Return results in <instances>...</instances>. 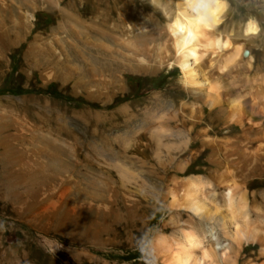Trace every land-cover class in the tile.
<instances>
[{"label": "rangeland", "instance_id": "1", "mask_svg": "<svg viewBox=\"0 0 264 264\" xmlns=\"http://www.w3.org/2000/svg\"><path fill=\"white\" fill-rule=\"evenodd\" d=\"M177 1L0 0V264H157L156 238H183L192 218L183 209L173 214L169 198L163 199L171 182L107 152L117 149L108 139L131 132L124 114L114 110L123 104L141 108L180 77L176 65L154 72L115 68L121 61L135 63L124 54L131 50L128 42L167 40ZM225 3L210 33L228 36L244 58L260 49L249 73L239 68L254 94L264 82V68L256 67L264 59V43L249 39L246 25L254 19L264 39V0ZM141 6L145 19L129 17ZM152 20L161 36L137 35L153 28ZM137 21L145 22V31ZM221 59L211 65L214 80ZM237 65L228 63V75ZM241 105L249 109V103ZM236 111L226 113L220 137L238 130L232 127ZM140 126L136 120L131 128ZM199 144L196 139L190 147ZM210 150L202 148L197 162L181 167L177 160L168 173L213 183L206 170ZM258 179H248V200L253 203L256 191L263 218L264 186ZM256 218L252 212L250 221ZM243 255L251 264H264L258 243L244 244Z\"/></svg>", "mask_w": 264, "mask_h": 264}, {"label": "bare ground", "instance_id": "2", "mask_svg": "<svg viewBox=\"0 0 264 264\" xmlns=\"http://www.w3.org/2000/svg\"><path fill=\"white\" fill-rule=\"evenodd\" d=\"M200 2L177 1L178 14L168 22L166 41L144 45L128 42L131 50L124 54L132 56L135 63L118 62L116 70L154 72L164 66L175 69L176 65L181 74L168 92L152 96L141 108L133 110L123 104L114 110L124 114L123 124L131 132L108 139L117 149L107 152L118 161L171 182L162 192L163 199L169 198L173 214L180 216L183 209L192 218L183 238H156L152 248L161 258L157 264H251L250 257H241L244 244L258 243L264 251V217L259 215L263 205L257 202L256 191L251 192L250 203L247 189L248 179L254 175L259 178L255 183L264 186V82L250 94L246 88L250 80L243 78L239 68L245 66L249 73L260 49L255 48V54L244 58L242 47L232 46L228 36L212 35L210 30L220 22L225 0H219L220 8L212 16L194 10L193 5ZM144 8L134 7L129 17L145 19ZM151 24L153 28L145 31V22L137 21L135 26L145 31L137 35L160 37L159 23L152 20ZM127 26L133 30L130 23ZM246 32L249 39L264 43L254 19L248 20ZM103 46L111 51L110 45ZM218 56L222 59L214 80L216 68L211 65ZM231 62L238 65L228 75L226 69ZM256 67L263 69L264 59ZM244 102L249 103L248 110L241 107ZM232 108L238 114L232 127L238 126V130L220 137L219 126ZM136 120L141 126L133 130ZM211 132L216 135L211 136ZM196 139L199 146L190 147ZM207 146L211 150L206 170L213 183L191 175L178 179L168 173L177 160L178 167L184 162H197V154ZM252 212L258 218L250 221Z\"/></svg>", "mask_w": 264, "mask_h": 264}, {"label": "clouds", "instance_id": "3", "mask_svg": "<svg viewBox=\"0 0 264 264\" xmlns=\"http://www.w3.org/2000/svg\"><path fill=\"white\" fill-rule=\"evenodd\" d=\"M194 10L203 11L209 16L214 15L220 8L219 0H202V2L193 5ZM53 250V254H54Z\"/></svg>", "mask_w": 264, "mask_h": 264}, {"label": "snow or ice", "instance_id": "4", "mask_svg": "<svg viewBox=\"0 0 264 264\" xmlns=\"http://www.w3.org/2000/svg\"><path fill=\"white\" fill-rule=\"evenodd\" d=\"M255 29L254 28H250L249 31H254Z\"/></svg>", "mask_w": 264, "mask_h": 264}]
</instances>
